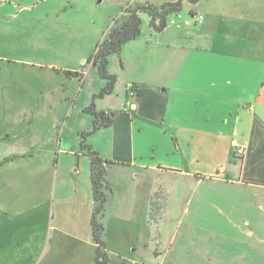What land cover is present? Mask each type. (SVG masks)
I'll use <instances>...</instances> for the list:
<instances>
[{
	"label": "crops",
	"instance_id": "crops-1",
	"mask_svg": "<svg viewBox=\"0 0 264 264\" xmlns=\"http://www.w3.org/2000/svg\"><path fill=\"white\" fill-rule=\"evenodd\" d=\"M178 1L0 0V25L20 21L26 34L57 38L48 49L64 56L65 38L81 36V11L88 4H105L112 22L123 20L129 5ZM181 14H202L204 21L157 32L143 15L140 36L109 58L113 93L95 102L97 111L113 114V124L88 144L106 162L108 201L97 221L105 228L107 264H264V0H185ZM111 25L99 29L101 38ZM97 36L89 50L102 40ZM86 51L74 67L14 63L45 73L42 86L31 92L45 100L42 111L48 102L53 110L55 101L59 107L75 100L45 140L29 128L33 137L18 141L15 123H6L17 111L1 105L0 264H96L92 218L98 202L90 157L59 135L74 115L89 114L83 133L93 128L87 106L74 112L86 93L85 69L99 73L87 61L93 51ZM11 64L0 63V99L8 96L6 88L21 92L24 85L1 76ZM69 81L77 84L74 93H66ZM97 84L86 97L93 100L107 80ZM234 133L246 148L242 158L231 150ZM159 192L167 203L153 221L151 203ZM193 204V219L181 233V216L192 213L187 210ZM153 238L157 243L146 252Z\"/></svg>",
	"mask_w": 264,
	"mask_h": 264
},
{
	"label": "rangeland",
	"instance_id": "rangeland-1",
	"mask_svg": "<svg viewBox=\"0 0 264 264\" xmlns=\"http://www.w3.org/2000/svg\"><path fill=\"white\" fill-rule=\"evenodd\" d=\"M9 1V0H8ZM21 1V0H19ZM24 1V0H22ZM19 3V2H16ZM16 7L24 8L25 4H15ZM128 8V7H127ZM126 8V9H127ZM125 9V11H126ZM124 11V12H125ZM110 11L107 9V6L105 4L101 5L98 3H95V5H87V8H82L81 16H80V25L82 27V30L80 29V35L79 37H66L65 38V55L61 56V54L51 53L50 49L51 44H55L57 41V38L53 37H46L42 36L40 32L26 34L21 26L20 21H2L1 28H0V63L6 64L11 63L9 66L12 69H6L3 71V74L1 76L9 77V78H16L19 80H22L24 82V85L21 86V92L18 90H10L9 88H6L4 91L5 93H9L8 96L3 97L0 99V108L1 105L6 104V106L9 104L13 110L17 111V117L13 118L14 121H11L10 119L6 120L7 124H13L15 123L18 131V141H24L25 139H31L33 136L30 135V132H28L29 128H32L34 130H37L38 133L36 135L43 137V140L49 138V135L51 133V129L53 125L56 123L55 118H60L63 113H70L73 110L72 101H65L62 105L59 104V107L55 106V101L53 110L52 104L53 102H48V106L46 107V111H42L44 108L43 105H45V100L39 96L34 94H31L32 91H34L37 87H41V77L44 76L45 73H43L39 69H25L22 66L14 63H18L20 61H23L25 63H32L33 65L38 64H44V63H51L54 62L58 65H65L66 67H74L73 65L80 64V61L78 59L79 55L88 50L91 49V41L92 39H95V37H99L100 43L96 46L93 53L88 58V63L91 65V63H94V55L97 53L99 45L107 38L109 32L121 24L122 19L119 18L113 20L112 22L109 19ZM113 13H115V9H113ZM114 15V14H113ZM120 15V14H119ZM118 15V17H120ZM93 20H96V22L93 23ZM110 28L106 31L104 34V37L101 38V32H99V29L102 27L103 29H107V26L110 25ZM145 25V24H143ZM58 43L60 44V38H58ZM49 46V47H48ZM54 47V46H53ZM53 50V49H52ZM87 52V51H86ZM85 52V53H86ZM115 55V54H114ZM28 61V62H26ZM30 61V62H29ZM36 65V67H38ZM8 67V66H6ZM35 67V66H34ZM67 76L65 74V79H67ZM87 83L85 85V92L87 93L90 89H92V85L94 83V87H96L97 81L101 82V85L103 84V78L99 73L97 72V69L89 68L87 67L85 69V74L83 76ZM76 79V78H75ZM78 79V78H77ZM105 81V80H104ZM67 92L66 93H74L77 87V84L75 81H69L67 84ZM100 87V86H99ZM2 89V86H0ZM78 92V89H77ZM84 93L79 101L76 104V107L74 108V112L78 110H82L83 106L90 107L93 103L92 98ZM78 100V99H76ZM98 101V100H97ZM96 102V101H95ZM28 109H39L38 116L30 117L29 115H26L25 110ZM51 110V111H49ZM81 114V113H80ZM90 118L89 114L77 116L74 115L69 121H65L62 127L60 126L59 135L64 137V140L70 145L71 148L80 150V142L82 139V133L84 132V129L86 128V124L88 122V119ZM4 120H0V123H2ZM27 132V134H25ZM89 137H87V144H89ZM19 143V142H18ZM47 143V141H46ZM65 147V146H64ZM233 151V148L231 149ZM35 151H38L37 149H31L28 150V153H33ZM21 148L18 145L17 147V155H20ZM163 181H165V184H171L172 183V177H166ZM128 183H131V181H127ZM172 185V184H171ZM168 190V188H165ZM168 193V192H167ZM163 192H159L156 194L151 203V215L150 218L154 221L158 218H161L163 213L161 212L162 207L167 203L165 200V197L162 195ZM169 201L170 195L168 196ZM189 198H182L181 200L184 201ZM181 205V204H180ZM185 205V204H184ZM195 207L196 204L192 205V208L189 206L188 211L192 210V213L190 214H184L181 217L183 218L184 226L181 228V233L185 231L186 226L188 225V222L193 219V215L195 213ZM181 208V207H179ZM170 226H172V223L170 222ZM170 226L168 227V232L171 231ZM161 237V236H159ZM155 239V238H153ZM156 239L157 234H156ZM150 240L148 246L145 244L144 249L147 252V250L153 248L157 240ZM154 242V243H153ZM177 259L182 260L177 257ZM185 264V263H181Z\"/></svg>",
	"mask_w": 264,
	"mask_h": 264
},
{
	"label": "trees",
	"instance_id": "trees-1",
	"mask_svg": "<svg viewBox=\"0 0 264 264\" xmlns=\"http://www.w3.org/2000/svg\"><path fill=\"white\" fill-rule=\"evenodd\" d=\"M183 1L185 0H179L176 3L166 4L160 7L151 5H129L125 11L126 16L121 24L109 32L107 38L99 45L97 53L94 55V64L97 66L101 77L107 80V84L100 93L93 97L91 106L86 108V112L91 113L94 116V120L92 130L82 134L81 148L82 150H86L90 157L92 190L94 198L98 202V207L92 218L93 237L97 245L96 264H107V253L105 251L106 243L103 239L105 228L97 221V217L103 214L105 205L108 201V196L105 193L107 170L106 162L87 144V137L113 124V114L97 111L95 104L97 99L112 94L115 88L116 76L109 72V58L114 54H120L126 43L140 36L143 25V15H148L150 17L151 27L155 31L161 32L167 27L169 16L173 13L182 11ZM190 1L195 3L199 0Z\"/></svg>",
	"mask_w": 264,
	"mask_h": 264
},
{
	"label": "built area",
	"instance_id": "built-area-1",
	"mask_svg": "<svg viewBox=\"0 0 264 264\" xmlns=\"http://www.w3.org/2000/svg\"><path fill=\"white\" fill-rule=\"evenodd\" d=\"M204 21V16L202 14H192L188 18H185L181 12L173 13L171 16H169L167 21V26L172 27H179L182 26L193 28L197 26L198 24H201ZM132 91H134V88L132 86H129ZM237 134H233V138L231 141V146L234 150V153L236 156L242 158L246 154V148L241 146L236 139Z\"/></svg>",
	"mask_w": 264,
	"mask_h": 264
}]
</instances>
